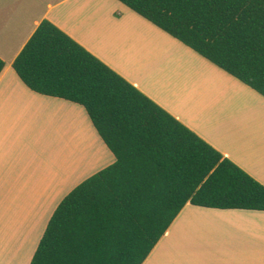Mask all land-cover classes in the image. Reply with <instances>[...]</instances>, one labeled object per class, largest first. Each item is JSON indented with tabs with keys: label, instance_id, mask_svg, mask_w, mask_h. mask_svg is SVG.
Listing matches in <instances>:
<instances>
[{
	"label": "trees",
	"instance_id": "obj_1",
	"mask_svg": "<svg viewBox=\"0 0 264 264\" xmlns=\"http://www.w3.org/2000/svg\"><path fill=\"white\" fill-rule=\"evenodd\" d=\"M119 1L264 96V0ZM13 67L84 106L116 157L62 199L30 264H143L189 202L264 211L263 183L52 21Z\"/></svg>",
	"mask_w": 264,
	"mask_h": 264
},
{
	"label": "crops",
	"instance_id": "obj_2",
	"mask_svg": "<svg viewBox=\"0 0 264 264\" xmlns=\"http://www.w3.org/2000/svg\"><path fill=\"white\" fill-rule=\"evenodd\" d=\"M45 19L264 184V96L256 90L119 0H0V264H30L62 199L116 161L84 106L37 93L16 73V57ZM155 34L191 56L204 79L164 58ZM77 120L99 149L91 164L51 192L43 191L39 174L23 179L19 170L28 164L20 154L30 147L11 139L17 124L41 130L42 124L59 128ZM3 134L9 136L2 140ZM24 202L37 204L25 211ZM143 264H264V211L189 202Z\"/></svg>",
	"mask_w": 264,
	"mask_h": 264
},
{
	"label": "rangeland",
	"instance_id": "obj_3",
	"mask_svg": "<svg viewBox=\"0 0 264 264\" xmlns=\"http://www.w3.org/2000/svg\"><path fill=\"white\" fill-rule=\"evenodd\" d=\"M154 37L155 48L160 50L164 58H169L178 68L189 71L193 70L202 74V77H200L204 79L205 72L193 64L194 59L191 56L186 55L182 51L177 52L174 50V46L163 38L162 35L160 40H158L157 34ZM33 124L31 123L30 125L28 123L26 127L17 124V129L14 128L12 130L11 139H16V142L19 140L29 143L30 148L23 149V152L20 154L21 160L28 164V168L24 173L22 172L24 168H21L19 174H21L23 179L27 175L30 176L31 173L39 174L38 182L42 185L43 191H54L57 184L59 187L61 182L68 178L70 174H74L76 171L78 174L83 165L91 164L93 159L99 155V149L93 142L94 140L85 131V128L83 129L81 125L78 126V120L75 126H73L74 122H69V124L66 123L59 128L58 126L52 128L42 124L41 130H38L37 127L32 128ZM38 131L42 132L41 135L35 133ZM8 136L3 134L2 140ZM36 204L34 202H24L21 209L25 211L33 210Z\"/></svg>",
	"mask_w": 264,
	"mask_h": 264
}]
</instances>
